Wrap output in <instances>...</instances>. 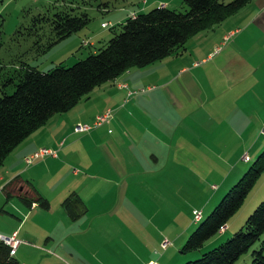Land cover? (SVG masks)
<instances>
[{
	"label": "rangeland",
	"instance_id": "374dc122",
	"mask_svg": "<svg viewBox=\"0 0 264 264\" xmlns=\"http://www.w3.org/2000/svg\"><path fill=\"white\" fill-rule=\"evenodd\" d=\"M222 1L228 4L233 0ZM105 5H109V8L106 9ZM65 6H72L78 11L88 13L92 19L90 25L49 50H39L38 39L29 30L34 17L42 13L52 15ZM162 6L181 12L187 10L184 0H0V97L4 93L11 95L15 91L16 87L9 83V79L16 76L20 65L27 64L44 72L55 67H71L106 46L114 36L112 29L120 32L119 26L127 20L129 14L147 13ZM143 7L146 10L141 12ZM104 10L108 11L103 12ZM228 20L229 18L217 26L215 32L223 33L224 28H228L232 22ZM105 24H110V26L103 28ZM206 36H209V41L205 40ZM206 36L202 42L201 57L198 61H202L204 57L203 50L217 39L212 34ZM260 36L263 42L259 41L258 36L248 45L262 46L264 34ZM200 37L199 35L193 37L187 47L192 48ZM83 39L88 42V46L81 44ZM90 39L95 46L89 45ZM76 40L79 44L75 47ZM193 65L189 63L186 68L192 70ZM160 69L152 64L145 68L129 70V72H137L134 74L138 76L146 70H150L149 73L152 74L146 82H141L142 84L141 80L133 82L134 85L130 83L135 100L125 108L126 111H121V113H130V121L124 123L129 133L134 132L135 128L137 131L140 128L147 129L149 120L145 117L146 114L153 119L155 124L154 117L157 113L161 116L163 114L166 103L162 100L164 84L158 72ZM200 71H197V74ZM172 73H170L169 80L179 82L187 78V76H182L179 70ZM126 74L118 81L122 83L128 81ZM221 76L220 73L210 72V77L214 79L219 78L220 80ZM101 88L98 87L94 93H91L90 99L88 96L84 98L69 111L70 114L76 116L80 112L83 118H87L92 117L95 111L106 112L112 109L114 118L115 110L119 105L104 100ZM120 98L122 101V96ZM91 99L95 100L94 108L84 110ZM97 100H104V104L100 105L96 102ZM248 105L255 108L253 113L250 110L245 111ZM248 105H244V119L241 125L235 126L238 129V135L226 133V137L218 145H211L209 150H203L202 146L195 143L197 141L193 140L194 135L191 133L195 130L194 128L190 129L184 124L179 125L177 130L179 138L185 139L183 133L188 131L191 133V147L200 149L195 151L200 156V160L197 158L198 161L192 159L191 152H176L168 149L172 157L180 156L179 159L174 160V156L167 168L160 167L159 172L149 174L148 177H141L135 166L140 164V157H144L145 152L143 154L138 152L135 158V152L134 154L124 152L118 145H115L113 152L110 153V158L115 160V166L112 168L99 170L97 167H89V171L86 172L80 166H72L64 178H60L62 174L55 178L53 183L63 182L68 190L73 186L79 189L85 184L80 189L81 196L78 193L72 192V194H77L79 198L82 197L81 201L86 207L82 220H76L78 229L82 235L90 234L89 237L78 238L71 244L72 249L76 250L74 258L63 257L62 260L66 264H145L146 262H150L148 264H186L199 259L204 253L220 246L228 239H232L244 228L249 217L264 202V173L244 205L229 221L226 230L217 234L201 250L186 254L182 252L187 239L201 223L200 221L212 213L231 187L243 178L264 153V103L254 102ZM229 118L230 120H227V123L224 122L223 125L218 121H212L213 132L224 126H232L234 119ZM204 119L207 121L208 118ZM120 124H122L121 120ZM111 128L118 133V127L113 125ZM83 135L74 136L73 141L69 138L66 149L76 140L81 139ZM205 138L211 139L210 135H205ZM160 146L162 150V145L159 144L158 147ZM188 155H190L189 158ZM108 156L109 153L102 154L104 163H108V160L106 161ZM245 156H248L251 161L246 163ZM124 164H126L125 168ZM75 171L80 173L79 177H73ZM92 171L98 174H92ZM123 171L130 173V177L126 179ZM87 175H90L88 181L85 178ZM145 186L148 187L149 192L141 191L140 188H145ZM215 186L217 189L214 190ZM70 195L68 198L71 197ZM5 211L12 215L8 208ZM194 211L201 214L198 221ZM38 216L44 217V213L37 211L25 222L28 221V225L36 223ZM46 221L50 223L51 219H46ZM9 224L10 222L6 221L5 214L0 209V231ZM88 229L90 231L86 232ZM262 241H264V234L261 240L236 264H252V252L260 247ZM164 243H167L166 247L163 246ZM86 248H89L91 253H87ZM67 252L69 253V250Z\"/></svg>",
	"mask_w": 264,
	"mask_h": 264
},
{
	"label": "crops",
	"instance_id": "0c3cea01",
	"mask_svg": "<svg viewBox=\"0 0 264 264\" xmlns=\"http://www.w3.org/2000/svg\"><path fill=\"white\" fill-rule=\"evenodd\" d=\"M144 8L141 9V12L146 10ZM133 15H137V13L129 14L128 18ZM228 21L232 22L228 28H224L223 33H217L215 29L203 32L199 34L201 37L192 48L187 47L188 42L185 50L180 54L155 63L156 67L161 68L160 71H157L161 75L162 84H164L162 100L166 103L162 116L157 113V116L154 117L156 124L146 114L145 117L149 120L147 129L140 128L137 131L135 128L134 132L129 133V129L124 127V123L130 121V113H121V111H126L125 108L135 100V95H130L132 92L130 83L134 85L133 82L137 80L144 83L152 76L149 73L150 70H146L139 76L134 74L137 72L128 71L127 74L124 73L127 75L125 77L128 81L124 83L118 81L124 76L123 74L116 80L102 85V88L100 87L104 94V100L119 105L115 110L117 115L115 114L109 124L93 129L87 134L84 133L81 139L76 140L66 149L69 138H72L71 141H73L74 136L81 135L74 132L78 123L92 125L96 117L105 111H95L92 117L87 118H83L80 112L76 116L70 112L57 114L7 157L4 165L0 168V209L10 224L0 233L6 236L17 234V237L22 241L14 257L19 264H66L62 260L63 257L74 258L75 256L76 250L72 249L71 244L78 238L83 239L90 236V234L82 235L80 233L77 221L72 220L63 208V203L72 192L81 196L80 189L85 184L79 189L73 186L68 190L63 182L53 183V180L61 174L60 178H64L72 166H80L86 172L89 171V167H97L99 170L112 168L115 166V160L110 158V153L113 152L114 146L118 145L124 152L131 154L135 152V158L138 152L142 154L145 152L144 157H140V164L135 167L139 170L141 177H148L149 174L159 172L160 167L167 168L169 161L175 156L172 157L168 149L176 152H191L194 161L197 158L200 160V156L195 153L200 149L191 147V133L194 135L193 140L197 141L195 143L202 146L203 150H209L211 145H218L226 137V133L238 135V129L235 126L241 125L244 119V105L254 102L264 103V43L258 47L248 45L258 36L259 41L263 42L260 35L264 34V0L252 1ZM209 33L217 39L203 50L204 57L202 61H198L201 57L202 42L206 35H211ZM208 37L206 36L205 40L209 41ZM90 41L89 45L95 46L91 39ZM86 42L83 39L81 44ZM78 44L79 41L76 40L75 47ZM219 45L222 49L216 51ZM189 63L194 64L192 70L186 68ZM177 70L187 78L179 82L169 80L170 73ZM197 71L200 72L197 74ZM211 71L220 73L222 79L210 77ZM248 87L250 92L247 91ZM121 96L122 101H120ZM92 100L86 104L84 110L94 108L95 100ZM104 100L96 102L103 105ZM248 110L253 113L255 108L248 105L245 111ZM205 117L208 118L207 121L204 119ZM229 117L234 119L232 126H224L213 132L212 121H218L223 125L224 122L227 123V120H230ZM120 120L122 124H120ZM180 124L195 130H192L191 133L184 131L185 139H180L177 134ZM113 125L118 127V133H115L111 128ZM110 131L112 132L110 133ZM205 135H210L211 139H206ZM80 143L82 144L79 145ZM159 144L162 145V150L161 146L158 147ZM41 148L58 151V157H47L32 165H27L25 158ZM108 153L109 156L106 159L108 163H104L102 154L107 155ZM179 157L175 156L174 160H178ZM123 173L126 179L130 177V173L127 171H123ZM92 174L96 175L98 172L92 171ZM79 175L80 173L75 171L73 177H79ZM89 176L85 177L87 181ZM213 188L217 189L216 186ZM140 189L142 192H149L146 186ZM67 190L68 193H66ZM36 194L47 200L48 209L41 206L37 201ZM7 208L12 215L5 211ZM37 211L44 213V217L38 216L36 223L28 225V221L25 222V220ZM47 217L51 219L50 223L46 221L49 219ZM82 218L78 220H82ZM226 228L227 226L221 232ZM89 231L90 229L86 230V232ZM86 252L91 253L89 248H86ZM148 263L150 262L145 264Z\"/></svg>",
	"mask_w": 264,
	"mask_h": 264
},
{
	"label": "trees",
	"instance_id": "16d2710c",
	"mask_svg": "<svg viewBox=\"0 0 264 264\" xmlns=\"http://www.w3.org/2000/svg\"><path fill=\"white\" fill-rule=\"evenodd\" d=\"M252 1L233 0L226 4L222 0H184L185 12L157 7L129 17L119 26L120 32L112 29L114 36L106 46L71 67H55L44 72L27 64L20 65L16 76L9 79L15 91L0 97V168L21 143L53 116L69 112L96 88L133 68H145L180 54L193 37L214 30ZM91 21L88 13L65 6L52 15L42 13L34 17L29 30L37 37L39 50L46 51L80 33ZM263 173L264 153L212 213L200 221L182 252L199 251L219 234L244 205ZM36 195L41 206L48 209L47 200ZM63 208L72 220L80 219L86 212L77 194L68 198ZM263 234L264 202L232 239L186 264H236ZM0 264H19L2 243ZM252 264H264V241L252 252Z\"/></svg>",
	"mask_w": 264,
	"mask_h": 264
},
{
	"label": "built area",
	"instance_id": "2783aa9c",
	"mask_svg": "<svg viewBox=\"0 0 264 264\" xmlns=\"http://www.w3.org/2000/svg\"><path fill=\"white\" fill-rule=\"evenodd\" d=\"M164 7V6H162ZM135 17V15H133ZM104 28H108L109 24H105L103 26ZM228 39V38H226ZM88 42L84 43V45H87ZM221 47H218L216 50L219 51ZM130 95H135L133 92H130ZM113 119V111L107 110L103 115H99L96 117L94 123L92 125L89 124H82L78 123L75 128L74 132L77 134H84L92 131L93 129L101 128L106 124H109ZM112 131H110L111 133ZM47 157H58V151L41 148L31 156H28L25 158V163L27 165H32L36 161L43 160ZM245 161H249L250 158L248 156L244 157ZM194 215L196 220L198 221L201 218V214L194 211ZM0 243H2L4 246L8 247L10 249V257H15L16 252L19 248V246L22 244V241L17 237V234H13L12 236H6L0 233ZM164 247L167 246V243L163 244Z\"/></svg>",
	"mask_w": 264,
	"mask_h": 264
}]
</instances>
